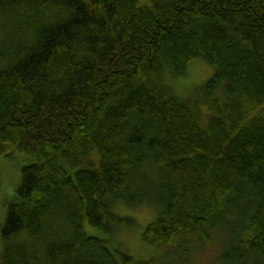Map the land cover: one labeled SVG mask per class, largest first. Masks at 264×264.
<instances>
[{
	"label": "trees",
	"instance_id": "obj_1",
	"mask_svg": "<svg viewBox=\"0 0 264 264\" xmlns=\"http://www.w3.org/2000/svg\"><path fill=\"white\" fill-rule=\"evenodd\" d=\"M203 58L190 96L165 81ZM20 170L0 264H131L121 201L173 264H264V0H0V156ZM173 257V258H174Z\"/></svg>",
	"mask_w": 264,
	"mask_h": 264
},
{
	"label": "rangeland",
	"instance_id": "obj_2",
	"mask_svg": "<svg viewBox=\"0 0 264 264\" xmlns=\"http://www.w3.org/2000/svg\"><path fill=\"white\" fill-rule=\"evenodd\" d=\"M212 72L213 67L207 60L193 58L188 62L185 74L175 77L166 74L165 81L176 95L187 98L197 91ZM32 161L31 155L14 148L10 155L0 156V223L5 215L7 201L15 197L21 167ZM113 212L119 217H128L129 223L117 228L112 235H106L100 228L86 223V233L101 238L106 237V243L113 254L118 250L119 253L130 255L131 264H173L171 262L176 261L175 257L171 256L172 248L149 244L141 236L145 226L159 214L158 207L148 204L130 207L118 201L113 207ZM215 244L191 255L184 264H220L217 258L220 248ZM1 246L0 238V250ZM115 257L120 258L117 253Z\"/></svg>",
	"mask_w": 264,
	"mask_h": 264
},
{
	"label": "bare ground",
	"instance_id": "obj_3",
	"mask_svg": "<svg viewBox=\"0 0 264 264\" xmlns=\"http://www.w3.org/2000/svg\"><path fill=\"white\" fill-rule=\"evenodd\" d=\"M212 75V74H211Z\"/></svg>",
	"mask_w": 264,
	"mask_h": 264
}]
</instances>
